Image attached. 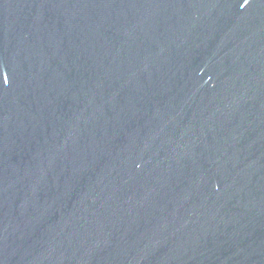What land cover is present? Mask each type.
I'll return each mask as SVG.
<instances>
[{
  "label": "water",
  "instance_id": "95a60500",
  "mask_svg": "<svg viewBox=\"0 0 264 264\" xmlns=\"http://www.w3.org/2000/svg\"><path fill=\"white\" fill-rule=\"evenodd\" d=\"M0 264H264V0H0Z\"/></svg>",
  "mask_w": 264,
  "mask_h": 264
}]
</instances>
